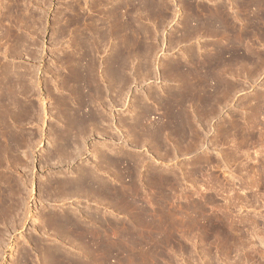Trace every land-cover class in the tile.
I'll return each instance as SVG.
<instances>
[{
    "label": "rangeland",
    "instance_id": "rangeland-1",
    "mask_svg": "<svg viewBox=\"0 0 264 264\" xmlns=\"http://www.w3.org/2000/svg\"><path fill=\"white\" fill-rule=\"evenodd\" d=\"M0 69V264H264V0H15Z\"/></svg>",
    "mask_w": 264,
    "mask_h": 264
},
{
    "label": "bare ground",
    "instance_id": "bare-ground-1",
    "mask_svg": "<svg viewBox=\"0 0 264 264\" xmlns=\"http://www.w3.org/2000/svg\"><path fill=\"white\" fill-rule=\"evenodd\" d=\"M4 5L5 8L7 9V17H11L12 13H13V8H14V5H15V0H3L1 1L0 5ZM9 32V29L8 31ZM10 40H11V34H10ZM12 43V40L11 42ZM11 52L7 50V52L5 53V57H11ZM15 77L14 74H12V71L11 70H2L0 69V113L4 114L5 116L8 117V121L11 123V124H15L16 123V120L17 118H19L20 121L23 122V124L27 125V120L29 118V107L26 103V100H27V97L25 96L24 93H21V100H23V103L20 107V114H19V117H16V110H18V106H17V103H16V100L14 98L15 96V79L13 78ZM18 93V94H19ZM20 95V94H19ZM17 97V96H16ZM69 114V113H68ZM71 114V113H70ZM72 115V114H71ZM67 118L68 115H67ZM72 119V117H71ZM70 119V120H71ZM73 121H75L74 119H72ZM71 120V121H72ZM72 123V122H71ZM77 127V126H76ZM75 127V128H76ZM80 127V126H78ZM186 127L187 124H186ZM0 128H2V124L0 123ZM5 128H3L4 130ZM74 129V128H73ZM78 129V128H77ZM80 130H82L80 128ZM78 131V130H77ZM74 132V131H73ZM76 132V131H75ZM80 132V131H79ZM3 136V135H2ZM178 136V141L179 142H183L185 141L186 138H190L189 135H186V128H182L181 131H180V135H177ZM5 137V135L3 136ZM7 138V137H6ZM6 138H4V142L6 140ZM3 139V138H2ZM2 139H0L2 141ZM12 139V137H11ZM8 140V138H7ZM0 141V142H1ZM11 141V140H10ZM9 141V142H10ZM3 142V143H4ZM7 144V146H9V143ZM2 143V145H4ZM7 142H5L6 144ZM1 144V143H0ZM23 145L26 146V144L24 143ZM5 146V147H7ZM1 147V146H0ZM29 147V146H28ZM30 148V147H29ZM1 149V148H0ZM25 153V152H24ZM24 157V156H23ZM27 159V158H26ZM78 170V169H77ZM90 171V170H89ZM71 172V171H70ZM91 172H93V170H91ZM90 172V173H91ZM81 173V171H80ZM72 174V173H71ZM83 174V172H82ZM84 175V174H83ZM81 177V176H80ZM83 177V176H82ZM86 177V176H85ZM92 177V175H91ZM75 178H77V176H75ZM93 178L89 179L87 178V180L84 178L82 179V181L80 182H75V188L77 190V192H75L76 194H78V192H82L84 191V193L88 194V191L91 190V188L93 187V181H92ZM84 187H87V189H84ZM100 189V188H99ZM105 189V188H104ZM107 189V188H106ZM98 190V189H97ZM102 190V189H101ZM75 191V190H74ZM103 191V190H102ZM106 191V190H105ZM80 192V193H81ZM99 192V191H98ZM101 193V192H100ZM103 193V192H102ZM83 194V193H81ZM80 195V194H79ZM105 195V194H104ZM102 195V196H104ZM108 195V194H107ZM84 196V194L82 195ZM86 198H88V195H85ZM106 198V196H104ZM0 208H1V204H0ZM2 210L0 209V214H1ZM54 221V220H53ZM55 222V221H54ZM74 226V225H73ZM60 260V259H59ZM58 263V262H57ZM59 264V263H58Z\"/></svg>",
    "mask_w": 264,
    "mask_h": 264
},
{
    "label": "water",
    "instance_id": "water-1",
    "mask_svg": "<svg viewBox=\"0 0 264 264\" xmlns=\"http://www.w3.org/2000/svg\"><path fill=\"white\" fill-rule=\"evenodd\" d=\"M82 53H80L78 56L79 57H77V58H82ZM78 64V63H77ZM89 71H91V70H89ZM92 71H93V69H92ZM74 81H76V86H78L79 85V87H80V85H82L81 84V82H80V80H82V72H81V70L79 69V67L77 66V65H75V68L73 69V78H72ZM94 82H96L95 80H93ZM112 80L110 79V82H111ZM80 104V103H79ZM78 103H76V105L75 106H77V107H81L80 105H79ZM78 114V113H77ZM75 115V114H74ZM74 115H73V117H74ZM79 115H80V113H79ZM76 117V116H75ZM78 119V117H76V119H74L75 121ZM79 121L77 120L75 123H74V125L76 126V123L77 124H79L78 123ZM71 126V128H73V127H75V126ZM61 142V141H60ZM64 146H65V148H67L68 147V144L67 143H65V142H63L62 143ZM114 166H113V164H112V166L110 167V168H113ZM79 171L80 170H78V172H75V173H73V175H72V182H74V181H76V182H80V181H82V179H86L87 180V178H89V179H91V178H93L92 179V181L94 182L93 183V188H95L96 187V185H97V183H96V177L93 175V173H92V177H91V171L90 172H88V173H86L85 172V175H88V177H84V175H82V173H79ZM81 171H83V169H81ZM75 175H77L78 177L74 180V177H75ZM81 176V177H80ZM84 178H83V177ZM79 193V192H78ZM88 198H86V197H84V199H88V200H91V199H93V197L96 195L95 193H94V191L93 192H89L88 194Z\"/></svg>",
    "mask_w": 264,
    "mask_h": 264
},
{
    "label": "crops",
    "instance_id": "crops-1",
    "mask_svg": "<svg viewBox=\"0 0 264 264\" xmlns=\"http://www.w3.org/2000/svg\"><path fill=\"white\" fill-rule=\"evenodd\" d=\"M80 171H81V169H80ZM80 171H79V173H80ZM75 172H78V170L77 171H75ZM74 172V173H75ZM83 172V174H84V177L86 176V177H88V175H85V171H81V173ZM82 174V175H83ZM73 175V174H72ZM75 176H77V175H75ZM78 177V176H77ZM83 177V178H84ZM73 179V178H72ZM72 179H70V180H68V179H65L64 180V182H58L57 183V185H56V188H57V190H58V193L59 194H63V195H69L71 192H69V190H67V186H68V181L69 182H72ZM76 178L74 177V180H75ZM76 182V181H75ZM93 188V187H92ZM92 188H91V190H89L88 191V193L89 192H92ZM84 189H87V187H84ZM81 192V191H80ZM78 193V194H80V196L82 197V198H84L85 197V195H87L86 193H84V191H82L81 193H83L84 194V196H82L83 194H81V193Z\"/></svg>",
    "mask_w": 264,
    "mask_h": 264
}]
</instances>
